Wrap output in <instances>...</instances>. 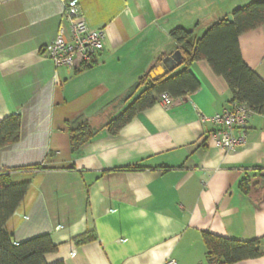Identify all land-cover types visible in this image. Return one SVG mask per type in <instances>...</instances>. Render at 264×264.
<instances>
[{
    "label": "crops",
    "instance_id": "0c3cea01",
    "mask_svg": "<svg viewBox=\"0 0 264 264\" xmlns=\"http://www.w3.org/2000/svg\"><path fill=\"white\" fill-rule=\"evenodd\" d=\"M256 1L0 0V122L21 117L0 171L29 185L6 224L12 243L49 236L57 251L47 264H207L204 233L264 239V115L250 114L243 147L217 149L216 127L202 118L230 108L233 96L206 61L190 67L198 91L171 108L158 101L116 134L106 127L141 78L182 53L172 31L200 39ZM73 4L91 28L105 29V47L91 67L57 68L43 49L60 25L70 39L62 14ZM239 47L264 82V26L240 36ZM80 123L96 134L72 149L70 128ZM90 232L96 241L75 245ZM236 264H264V256Z\"/></svg>",
    "mask_w": 264,
    "mask_h": 264
},
{
    "label": "trees",
    "instance_id": "16d2710c",
    "mask_svg": "<svg viewBox=\"0 0 264 264\" xmlns=\"http://www.w3.org/2000/svg\"><path fill=\"white\" fill-rule=\"evenodd\" d=\"M264 26V0L237 9L232 20L212 25L200 39L194 32L178 28L171 36L182 51V60L170 74L156 80L148 75L141 78L127 100L128 108L106 126L116 134L139 113L152 108L167 94L177 100L200 89V82L190 72L192 63L206 61L213 72L223 78L232 93V104H244L251 113L264 115V82L242 60L240 36ZM94 65L87 64L82 68ZM181 69V70H180ZM180 70L179 72H177ZM21 117L10 116L0 122V150L16 144L20 139ZM96 132L88 123L70 128V145L75 149L87 143ZM132 168L130 170H138ZM28 184H13L8 171H0V264H47L45 256L57 251L49 236H41L14 245L6 231V224L23 202ZM244 193L249 183H242ZM96 241L94 233L74 239L76 246ZM207 264H236L264 256V239L240 242L204 233ZM61 264V263H59Z\"/></svg>",
    "mask_w": 264,
    "mask_h": 264
},
{
    "label": "built area",
    "instance_id": "2783aa9c",
    "mask_svg": "<svg viewBox=\"0 0 264 264\" xmlns=\"http://www.w3.org/2000/svg\"><path fill=\"white\" fill-rule=\"evenodd\" d=\"M62 15L68 16L70 20V39L65 38V28L60 25L56 38L43 49V56L57 68L76 69L78 64L81 67L92 64L104 50L107 37L105 29L91 28L84 14L75 4L65 7ZM159 102L166 108H171L175 99L164 94L159 98ZM250 114L244 104H233L230 108L216 113L212 118L203 117L202 120L210 121L216 127L212 136L214 146L223 152L231 153L247 142ZM165 264L178 263L169 259Z\"/></svg>",
    "mask_w": 264,
    "mask_h": 264
},
{
    "label": "water",
    "instance_id": "95a60500",
    "mask_svg": "<svg viewBox=\"0 0 264 264\" xmlns=\"http://www.w3.org/2000/svg\"><path fill=\"white\" fill-rule=\"evenodd\" d=\"M182 54L181 52H176L170 58H165L162 62V65L157 67L150 75L149 78L151 80H156L159 78H163L164 76L173 72L176 66L181 62Z\"/></svg>",
    "mask_w": 264,
    "mask_h": 264
}]
</instances>
